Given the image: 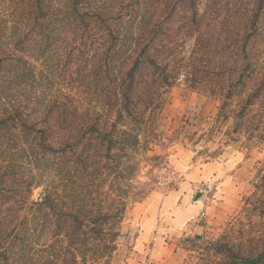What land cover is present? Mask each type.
<instances>
[{"label": "trees", "instance_id": "16d2710c", "mask_svg": "<svg viewBox=\"0 0 264 264\" xmlns=\"http://www.w3.org/2000/svg\"><path fill=\"white\" fill-rule=\"evenodd\" d=\"M200 4L194 0H0V264H99L115 250L126 210L137 200L130 188L140 170L134 158L144 146L140 134L148 112L162 105L163 85H171L169 76L161 74L167 64L166 20L187 6H192L195 20L202 19ZM247 7L245 22L252 18L255 30L264 0ZM253 29L248 27L246 34L235 38L232 47L233 67L224 98H239L242 104L232 113L237 119L264 97V68L256 66V58L247 50ZM8 34L11 49L4 41ZM99 50V81L105 82L107 97L104 112L79 118L70 112L75 109L70 100L62 101L60 96L48 100L47 82L32 59H48L60 52L67 54L68 66L78 61L77 54ZM32 156L45 176L53 174L39 200H29L31 176L25 195L4 186L9 177L17 176L18 162ZM42 176L38 174L35 181L42 182ZM29 207L46 212L43 222L53 225L51 236L64 241L58 238L61 245L44 258L30 240L18 241L19 213ZM263 262L264 251L254 258L234 254L230 264Z\"/></svg>", "mask_w": 264, "mask_h": 264}, {"label": "rangeland", "instance_id": "374dc122", "mask_svg": "<svg viewBox=\"0 0 264 264\" xmlns=\"http://www.w3.org/2000/svg\"><path fill=\"white\" fill-rule=\"evenodd\" d=\"M196 1L202 19L195 20L187 6L166 20L167 64L159 71L171 85H163L160 108L147 114L140 134L144 146L134 157L140 170L130 188L137 200L126 210L115 250L99 264H230L234 254L254 258L264 251V97L243 119L232 114L242 104L239 98H224L234 40L253 29L244 9L254 0ZM167 11L158 9L162 16ZM252 34L247 50L264 68V11ZM4 41L11 49L10 34ZM66 55L32 59L47 82L46 97L70 100V112L79 118L102 112L107 97L99 81L100 50L79 53L68 66ZM18 163L17 176L4 186L25 195L31 176L29 200H39L53 174L45 176L33 156ZM38 174L44 176L40 183ZM45 214L29 207L18 219V241L30 240L41 258L61 245L60 237L51 236V222H43Z\"/></svg>", "mask_w": 264, "mask_h": 264}, {"label": "crops", "instance_id": "0c3cea01", "mask_svg": "<svg viewBox=\"0 0 264 264\" xmlns=\"http://www.w3.org/2000/svg\"><path fill=\"white\" fill-rule=\"evenodd\" d=\"M179 214H181V217H177V223H181L184 220V215L182 214L181 210L179 211ZM173 229H176L175 227Z\"/></svg>", "mask_w": 264, "mask_h": 264}, {"label": "water", "instance_id": "95a60500", "mask_svg": "<svg viewBox=\"0 0 264 264\" xmlns=\"http://www.w3.org/2000/svg\"><path fill=\"white\" fill-rule=\"evenodd\" d=\"M196 196H197V194H196Z\"/></svg>", "mask_w": 264, "mask_h": 264}]
</instances>
